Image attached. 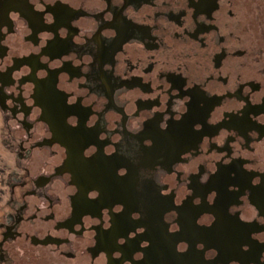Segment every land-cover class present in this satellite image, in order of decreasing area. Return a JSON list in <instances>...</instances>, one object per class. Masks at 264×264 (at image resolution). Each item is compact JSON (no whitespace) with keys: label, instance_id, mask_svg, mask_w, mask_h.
I'll use <instances>...</instances> for the list:
<instances>
[{"label":"flooded vegetation","instance_id":"flooded-vegetation-1","mask_svg":"<svg viewBox=\"0 0 264 264\" xmlns=\"http://www.w3.org/2000/svg\"><path fill=\"white\" fill-rule=\"evenodd\" d=\"M261 256L264 0H0V264Z\"/></svg>","mask_w":264,"mask_h":264},{"label":"clouds","instance_id":"clouds-1","mask_svg":"<svg viewBox=\"0 0 264 264\" xmlns=\"http://www.w3.org/2000/svg\"><path fill=\"white\" fill-rule=\"evenodd\" d=\"M69 103H71V101H69ZM73 124H75V121H72ZM93 195H95V193H93ZM184 250V246H181L179 251H183ZM261 260L264 261V256H261Z\"/></svg>","mask_w":264,"mask_h":264}]
</instances>
